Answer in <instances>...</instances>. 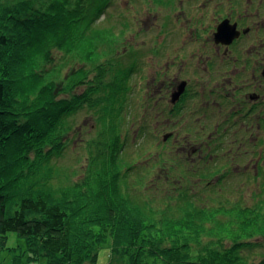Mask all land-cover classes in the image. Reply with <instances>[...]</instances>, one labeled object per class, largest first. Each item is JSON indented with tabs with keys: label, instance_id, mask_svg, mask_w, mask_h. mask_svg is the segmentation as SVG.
Masks as SVG:
<instances>
[{
	"label": "trees",
	"instance_id": "1",
	"mask_svg": "<svg viewBox=\"0 0 264 264\" xmlns=\"http://www.w3.org/2000/svg\"><path fill=\"white\" fill-rule=\"evenodd\" d=\"M111 2L0 0V239L16 233L26 240L30 258L45 255L47 264H83L108 243L116 255L124 248L128 264H264V251L252 240L254 226L264 223L260 206L208 207L183 190L173 204L157 208L129 190L127 179L138 163L117 166L126 150L116 116L124 90L114 95L115 77L104 78L109 64L89 60L101 46L113 51L123 40L96 28ZM54 48L63 55L52 64ZM65 54L83 57L82 66L94 70L79 67L61 78ZM97 88L99 98L93 99ZM82 106L95 113L97 127L87 144L84 179L57 191L27 181L26 174L33 178L36 172L24 164H34L41 153H62L73 130L71 115ZM147 159L157 163L161 156ZM218 212L229 215L226 222L214 216ZM207 218L232 238L203 240Z\"/></svg>",
	"mask_w": 264,
	"mask_h": 264
},
{
	"label": "rangeland",
	"instance_id": "2",
	"mask_svg": "<svg viewBox=\"0 0 264 264\" xmlns=\"http://www.w3.org/2000/svg\"><path fill=\"white\" fill-rule=\"evenodd\" d=\"M111 1L105 14L98 20L96 28L99 33H111L119 40H123L118 49L113 48L114 52L116 50L115 53L106 45L101 46L89 60H94L96 64L103 60L109 64L104 78L108 80L115 77L114 95L122 90L121 87L124 90V95L120 99L123 100V106L116 116L122 127L121 138L126 142V150L121 159H118L117 166L122 168L130 162L138 163L135 166L137 171H132L127 179L129 190L141 201L146 199L157 208H163L169 202L173 204L178 193L185 190L195 195L199 205L214 208L225 202L229 206L234 203L242 207L260 206V211L264 213V102L252 116L255 118L260 115L261 127L257 129L255 122L245 120L247 125L244 127H250L252 134L233 132L227 135L213 133L208 136L204 130L208 126L213 127V124L224 126L222 125L224 117L235 103L233 105L230 101L222 102L220 97L209 93L214 87L207 80L202 69L203 62L199 59L204 54L209 28L216 11L225 14V11L231 13L236 8H240L241 12L246 14L249 12L243 16L244 25L252 23V27L261 30L256 49L262 51L264 0L255 6H249L246 0H243L241 5L237 0H199L197 3V0ZM256 8H259L258 13ZM203 21L206 22L203 24L206 30L204 26L198 27ZM194 24L197 26L196 29H193ZM248 39L251 43V36ZM249 43L244 39L240 48L247 47ZM177 53L178 56L175 57ZM53 54L56 57L52 64L63 55V52L54 48ZM237 55L239 56V53ZM66 56L67 62L60 72L61 78L79 67L94 70L93 65L82 66L87 62L83 57H74L72 54ZM240 57H243L242 54ZM76 62L78 65L75 66ZM214 68L220 67L216 65ZM238 68L240 71H237L236 80L239 83L250 80L249 71L240 65ZM88 75H93V72H89ZM181 79L189 81V90L186 91L189 93L181 97L177 106L183 108L182 112H187L184 117L170 115L169 118L167 114L171 94L169 92L167 95L165 90L170 86H177ZM83 86L77 87L73 92L81 91ZM232 88L228 89L231 94ZM255 90L259 91L264 99V84L257 86ZM100 91V88L95 89L93 99L99 98ZM205 96H209L210 102L205 100ZM236 97L240 98L239 95ZM85 107L82 106L71 115L73 130L68 132L65 142L69 138L62 153L54 152V155L41 153L38 161L34 162L36 166L33 163L24 164V170L35 169L36 172L33 178L31 174H26L27 181H33V184L40 187L44 183L47 191H57L60 186L70 188L75 181L84 179L82 174L88 169L91 153L89 149L91 146L87 144L97 132L95 113ZM212 111L215 112L213 117ZM243 111L244 109H241L242 113ZM199 113H207V117ZM190 126L189 132L184 130ZM239 127L240 124L235 125V128ZM168 130L172 131V135L166 141L163 136L169 132ZM198 131L203 134H197ZM257 137L259 139L256 144ZM194 138H196L194 143L204 145L208 143L209 146H192ZM193 148L200 149L201 154L199 156L191 154ZM31 155L34 158L35 153L32 152ZM149 156L154 160L161 156V160L156 163L148 160ZM139 172L143 175L142 181ZM85 192L89 196L92 195L88 190ZM90 204L94 206V202ZM95 205L96 207L88 211H93L99 204ZM214 216L221 222H226L229 218L227 213L222 212ZM263 224L262 222L252 229L254 234L252 240L259 242L262 251H264ZM217 225L219 224L207 218L203 225L205 233H202L201 238L203 240L211 236L232 238L229 231ZM108 245L103 249L97 247L83 264H128L124 248L116 255L111 253ZM195 247L196 244L191 243L192 252ZM47 262L45 255L31 259L26 240L14 232L0 239V264H47Z\"/></svg>",
	"mask_w": 264,
	"mask_h": 264
},
{
	"label": "flooded vegetation",
	"instance_id": "3",
	"mask_svg": "<svg viewBox=\"0 0 264 264\" xmlns=\"http://www.w3.org/2000/svg\"><path fill=\"white\" fill-rule=\"evenodd\" d=\"M198 1L199 0H197L196 3ZM237 1L239 2V5H241L243 2V0ZM193 2H195V0H193ZM261 2H263V0H246V3L249 6L261 4ZM199 6H201V3L199 4ZM258 11L259 8H256L257 13ZM248 14L241 12L240 8H236L231 13L225 11V14H221L220 11H216V16L213 18V22L209 28V37L208 39H206L207 41L205 43L204 54L202 57L199 58L203 62L202 69L206 74L207 80L214 87V89L209 90V93L220 97L222 102L228 103L230 101L233 103V105L235 103V106H232L233 108H231L229 113H227L224 117V123L222 124L224 126H220L219 124H213V127L208 126L204 130V133L206 132L208 136L213 135V133L227 135L233 132L241 134H252L250 133V127H244L247 125V122L245 120H252L253 122H255L257 129L262 125L260 115L256 116L255 118H253L252 116L259 108V105H263L264 102L263 97H261V93L255 90L257 86L264 84V49L262 51L256 49V47L258 46L259 34H261V30L252 27V23H249V25L243 24V16ZM225 20L228 21L229 25L234 26V30L238 32L237 36L234 37L230 42H223L217 40L215 37L218 25ZM205 23V21L200 22L198 27L203 28V24ZM196 28L197 26L194 24L193 29ZM204 29L206 30V26H204ZM262 33L264 34V31H262ZM250 36L251 43H249L248 39V37ZM244 39H247L249 45L247 47L240 48V45ZM237 53H239V56L237 55ZM240 54H242V58L240 57ZM174 56L177 57L178 53ZM216 65H219L220 68L215 69L214 66ZM239 65L242 66L243 69L249 71L248 74L249 76H251L250 80L247 81L242 79L243 81H241L240 83L236 80L238 77L237 73L240 71L238 68ZM181 82L185 83L183 92L179 95L176 100L173 101L172 94L177 90V87ZM257 82L259 83L256 84ZM179 84L177 86L175 85L174 87L170 86L165 90V93H167V95H169V92L171 94L169 97L170 103L168 104L169 113L167 114V117H169L170 115L171 117H184L185 113L187 112H182L181 109L183 108H179V106L177 105L178 103H180L181 97L189 93L186 92L189 90V81L186 79H181ZM232 87L236 89H233ZM231 88L232 93L234 95L231 94L228 90ZM236 95H239L240 98H237ZM208 98L209 96H205V100L209 101ZM241 103L242 105H239ZM241 109H244L243 113L241 112ZM203 111L207 113L209 112L207 110ZM190 113L193 114V112L191 111ZM207 113L199 114L207 117ZM214 115L215 112L212 111L211 117H213ZM237 115H240V117H237ZM208 116L210 117V115ZM236 124H240V127L235 128ZM252 126L253 123L251 124V127ZM210 128H212V130H210ZM190 129L191 126L189 128H185L184 130L189 132ZM197 134L203 133H200V131H198ZM171 135L172 131L166 132L163 136V139H167L166 141H168ZM258 139L259 137H257L256 139V144ZM236 140L237 139H235V141ZM194 142H196V138L193 139L192 146H209L208 143L204 145L201 143ZM200 151L201 150L198 148H193L190 153L198 154L199 156L201 154Z\"/></svg>",
	"mask_w": 264,
	"mask_h": 264
},
{
	"label": "water",
	"instance_id": "4",
	"mask_svg": "<svg viewBox=\"0 0 264 264\" xmlns=\"http://www.w3.org/2000/svg\"><path fill=\"white\" fill-rule=\"evenodd\" d=\"M238 34V32L236 30H234V26H231L228 24V21H223L221 22L218 27H217V31L215 33V37L217 40L223 41V42H230L234 37H236ZM263 74H264V70H263ZM185 83L181 82L178 87L177 90L172 94V100H176L179 95L183 92Z\"/></svg>",
	"mask_w": 264,
	"mask_h": 264
}]
</instances>
